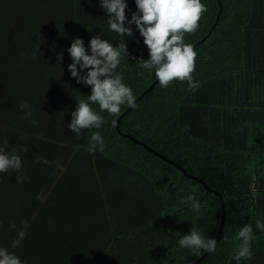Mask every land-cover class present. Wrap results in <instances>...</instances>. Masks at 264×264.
I'll return each instance as SVG.
<instances>
[{
  "label": "trees",
  "instance_id": "1",
  "mask_svg": "<svg viewBox=\"0 0 264 264\" xmlns=\"http://www.w3.org/2000/svg\"><path fill=\"white\" fill-rule=\"evenodd\" d=\"M124 2L128 26L137 9ZM201 3L198 29L184 36L196 87L162 88L136 63L149 53L135 25L131 37L110 31L100 0H0V148L17 150L23 175L0 173V248L22 264H264V0ZM94 35L127 45L115 72L136 99L145 94L118 131L129 106L112 116L92 104L105 122L77 136L70 113L91 88L71 77L67 49L79 38L88 50ZM94 132L104 147L93 153ZM190 194L199 212L184 202ZM222 215L214 253L179 245L191 228L216 240ZM246 224L253 255L237 262Z\"/></svg>",
  "mask_w": 264,
  "mask_h": 264
},
{
  "label": "clouds",
  "instance_id": "2",
  "mask_svg": "<svg viewBox=\"0 0 264 264\" xmlns=\"http://www.w3.org/2000/svg\"><path fill=\"white\" fill-rule=\"evenodd\" d=\"M134 2L137 12L132 13L131 20L127 21L128 26H125V10L128 6L124 0H100V7L107 16L109 30L122 37L125 35L131 37L133 35L131 25H135L149 53V59L137 60L136 63L143 69L154 70L162 88L169 87L174 81L187 82L189 87H196L192 74L195 72L197 53L191 44L184 42V36L196 32L203 13L207 11L206 6L201 0H134ZM67 52L72 61L68 65L71 77L75 78L77 84L82 83L91 88V94L86 99L77 100L75 111L70 113L71 122L67 126L69 132L79 136L82 130L99 129L104 124V117L91 107L92 104L98 105L101 112H107L112 116H119L121 105L127 104L129 107L135 105L136 98L132 89L123 82L122 74L115 72L121 59L128 56L127 45L124 42L113 47L109 41L102 39L101 35H94L86 50L81 39L73 38ZM60 59L62 53L58 54V60ZM82 72L85 74L81 75ZM19 108L25 112L26 119L31 116L27 102L22 103ZM31 123L35 125L37 122L33 120ZM97 146L103 150V139L99 132H94L89 138V151L94 153ZM20 151L27 152L28 149L24 147ZM39 160L37 157V161ZM9 170L20 173L17 182H23L22 160L17 150L6 152L4 148H0V173ZM37 198L44 199L39 195ZM188 201L192 202V208L196 212L200 211V203L196 201L194 195L190 194L184 202ZM256 228L264 230V223L258 220ZM18 235L23 239L26 234L22 231ZM234 239L241 243L233 259L237 262L241 259H251L253 253L249 245L254 239L252 226L244 225ZM178 243L182 248L191 249L197 254H200L201 250L214 253L217 245L215 239L206 238L197 228H191ZM0 264L22 262L13 252L0 248Z\"/></svg>",
  "mask_w": 264,
  "mask_h": 264
},
{
  "label": "water",
  "instance_id": "3",
  "mask_svg": "<svg viewBox=\"0 0 264 264\" xmlns=\"http://www.w3.org/2000/svg\"><path fill=\"white\" fill-rule=\"evenodd\" d=\"M218 4H220V2H218ZM220 9H221V6H220ZM220 12V11H219ZM218 18V17H217ZM156 83V82H155ZM155 83H153L152 84V86L148 89V91L155 85ZM147 91V92H148ZM144 94L145 93H143L140 97H138L136 100H135V103L136 102H138L143 96H144ZM133 107V106H132ZM132 107H128V109L123 113V114H121L120 115V117H118V119H116V122H115V128H116V130L118 131V124H119V122H120V120H121V118L122 117H124L130 110H131V108ZM123 137H125V138H128V139H131V140H133L134 142H135V140L134 139H132L130 136H127V135H123ZM139 144H141V143H139ZM151 153H153V154H155L156 156H158V157H160L163 161H165V162H167V163H169V164H172V165H174L185 177H187V178H189V179H192V180H196V181H198L199 183H203L202 181H200V180H198L196 177H194V176H190V175H188V174H186V172L182 169V168H180L176 163H174V162H172V161H170V160H168L167 158H165V157H163L162 155H160V154H158V153H156V152H154V151H152V150H150L149 148H147ZM203 185H204V187L206 188V189H208L209 191H212L210 188H208L204 183H203ZM221 207H222V210H223V204L221 205ZM223 220H224V216L222 215V217H221V223H220V227H219V231H218V236H217V238H216V241L218 242V240H219V238H220V234H221V229H222V225H223ZM206 254H208V253H206ZM199 261H196V262H194L193 264H197Z\"/></svg>",
  "mask_w": 264,
  "mask_h": 264
}]
</instances>
